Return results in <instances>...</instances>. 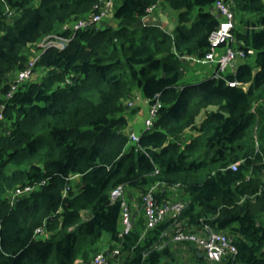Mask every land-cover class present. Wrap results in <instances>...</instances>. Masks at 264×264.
<instances>
[{"label": "trees", "instance_id": "16d2710c", "mask_svg": "<svg viewBox=\"0 0 264 264\" xmlns=\"http://www.w3.org/2000/svg\"><path fill=\"white\" fill-rule=\"evenodd\" d=\"M107 1L0 0V264L91 263L115 249L110 264H264V0H227L234 49L254 54L199 84L183 83L185 59L211 51L216 0H111L107 25L65 32L66 49L30 57L40 40ZM160 1L179 11L173 33L141 22ZM36 57L31 77L37 67L45 75L17 84ZM137 92L161 106L131 142L123 114ZM156 184L159 204L184 209L147 229L143 197ZM122 185L128 233L121 200H112ZM206 225L236 253L211 262L191 243L158 248L166 231Z\"/></svg>", "mask_w": 264, "mask_h": 264}, {"label": "built area", "instance_id": "2783aa9c", "mask_svg": "<svg viewBox=\"0 0 264 264\" xmlns=\"http://www.w3.org/2000/svg\"><path fill=\"white\" fill-rule=\"evenodd\" d=\"M112 1H107L104 9L100 14L93 15L88 19H81L75 22L73 25L66 24L63 27L61 33H56L44 38L39 46L46 50L49 48H57L60 50L66 49L69 45L72 37L66 36L64 33L70 30L78 31L83 30L95 23H100L103 21L105 16H110V10L112 8ZM215 10L217 16L220 18V26L218 30L211 36L210 42L212 45L211 51L205 56L204 59L199 60L204 63L208 62H216L217 69L214 77L219 78L227 71V69L234 64L237 59L245 58L246 54H254L252 50H249L247 53L242 50L234 49V45L236 44V38L233 34V29L235 27V15L231 7L228 5L227 0H216ZM150 11V10H149ZM149 13V12H148ZM224 44L223 53L217 55V51L219 47ZM39 57L33 58L30 61L27 69L18 73L16 83L21 84L25 82L27 79L31 78L32 70L36 65ZM234 85L233 83L231 84ZM18 86L15 85L12 91L7 95V98H10L13 94V91ZM4 99L2 95H0V100ZM142 100L148 107V117L145 120L146 130H149L153 127L154 121L158 116V111L161 106L158 100L155 103H151L149 100L143 99L141 93L137 92L134 98L129 101L128 108L134 109L136 108V101ZM4 104V103H3ZM5 104L0 106V120L3 119ZM144 130V131H146ZM132 142H138L140 139V135H136V133H132L131 136ZM237 164L233 165L232 168L236 169ZM160 187L159 184L151 187L149 191L143 197V206L145 211V216L147 219V229L153 228L159 223L167 220L168 218L178 217L182 210L184 209V204L178 201L175 202H165L163 204H159L156 200L154 192L156 189ZM31 188L27 187L25 190H17L15 194L12 196V202L21 194L29 192ZM128 191L124 185L117 187L112 192V200H121L122 206V225L123 232L128 233L133 227V218L131 214L130 207L128 205ZM38 233L42 232L41 229L37 230ZM163 243L158 246L159 249L166 247L168 244H185L191 243L197 246L198 249L203 251V254L206 258L211 262H219L221 259L227 255L228 253H236V247L231 243V239L228 235L223 232H217L213 230L210 226L206 225L203 229L194 231L189 229L186 231L185 229L178 227L174 231L173 234H170L169 231H166L162 235ZM120 254L119 249H115L112 253L107 251H102L96 255L91 263L88 264H110V258H114Z\"/></svg>", "mask_w": 264, "mask_h": 264}, {"label": "rangeland", "instance_id": "374dc122", "mask_svg": "<svg viewBox=\"0 0 264 264\" xmlns=\"http://www.w3.org/2000/svg\"><path fill=\"white\" fill-rule=\"evenodd\" d=\"M171 12H172L171 16L175 19V22L173 20H170L169 23L167 25H165V27L168 29L167 30L168 32H170V31L174 32V30L176 29L177 21H178V17H179V11L171 10ZM107 23H108V19L107 20L105 19L103 22L99 23V26L103 27V26L107 25ZM114 26H117V25L114 24ZM39 43H41V40L30 48L29 53H30L31 58L34 56H39L42 53L43 49L39 46ZM242 59L244 60V58H240V60L237 59V61L234 62V64H236V66H237V63H240L242 61ZM234 64L232 66H230L225 73H232L233 68H234ZM45 73L46 72L44 71V69H42L41 67H37L35 74L31 78L27 79L25 82L39 81V80H41V77H43L45 75ZM192 75L196 78L199 77V75H195L194 73ZM205 79H207V78H205ZM205 79L199 78L194 82H196V84H199V83L203 82ZM190 82L191 81L189 80V75L187 74L185 76V79L183 80V83H190ZM143 99H144V97H143ZM136 105H137V107L136 108L134 107V109H129V108L126 109V111L123 115H125L130 120V133L134 132V133H136V135L139 136L142 131L146 130L145 120L148 117V107L142 100H137ZM190 138H191V134H188V132H187V134L184 137V142H188L190 140ZM170 202H173V201H170ZM104 237H105L104 241L107 242L108 241L107 235H105ZM78 264H88V263H85L83 260L79 259Z\"/></svg>", "mask_w": 264, "mask_h": 264}, {"label": "crops", "instance_id": "0c3cea01", "mask_svg": "<svg viewBox=\"0 0 264 264\" xmlns=\"http://www.w3.org/2000/svg\"><path fill=\"white\" fill-rule=\"evenodd\" d=\"M171 10L172 9L167 8L166 5H164L162 3V1H160L158 3V5H156L150 9L149 13L144 18H142L141 22L143 25L160 26L161 28L166 29V31H167L168 29L165 27V25H167L170 20H173L175 22V19L171 16L172 15ZM214 12L217 15L215 8H214ZM177 23H178V21H177ZM170 33H173V31H170ZM223 51H224L223 48L218 49L216 56L223 53ZM185 65H186V69H187L185 76L187 74L189 75V80L191 81L190 83H195L194 81H196L199 78L205 79V78H209V77L215 75L216 69H217L216 62L204 63L202 61H199L196 58L185 59ZM234 68H236V64H234ZM234 68H233V72L235 70ZM193 73L195 75H199V77L198 78L194 77L192 75ZM184 84H186V83H184ZM188 134H191V132H188ZM128 197H129V195H128ZM129 199H130V197H129ZM133 202L135 203L134 200H133Z\"/></svg>", "mask_w": 264, "mask_h": 264}, {"label": "clouds", "instance_id": "9594fccd", "mask_svg": "<svg viewBox=\"0 0 264 264\" xmlns=\"http://www.w3.org/2000/svg\"><path fill=\"white\" fill-rule=\"evenodd\" d=\"M110 16H112V14H111ZM142 132H144V131H142ZM142 132H141V134H142ZM132 133H134V132H132ZM132 133H131V134H132ZM131 134H130V136H131ZM141 134H140V136H141ZM131 142H132V141H131ZM200 254H201V253H200ZM202 254H203V252H202ZM203 255H204V254H203Z\"/></svg>", "mask_w": 264, "mask_h": 264}, {"label": "water", "instance_id": "95a60500", "mask_svg": "<svg viewBox=\"0 0 264 264\" xmlns=\"http://www.w3.org/2000/svg\"><path fill=\"white\" fill-rule=\"evenodd\" d=\"M201 256H204V255L201 253Z\"/></svg>", "mask_w": 264, "mask_h": 264}]
</instances>
